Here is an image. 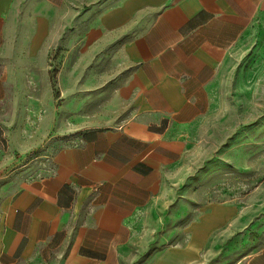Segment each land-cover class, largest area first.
I'll use <instances>...</instances> for the list:
<instances>
[{
    "label": "crops",
    "instance_id": "1",
    "mask_svg": "<svg viewBox=\"0 0 264 264\" xmlns=\"http://www.w3.org/2000/svg\"><path fill=\"white\" fill-rule=\"evenodd\" d=\"M262 14L264 0H0V264H132L145 219L157 232L140 264H264L258 210L191 211L172 179L223 60ZM72 42L107 50L124 110L86 116L66 91L69 75L87 88L84 67L63 66L54 117L48 59ZM70 120L84 124L66 132ZM38 146L51 156L35 172Z\"/></svg>",
    "mask_w": 264,
    "mask_h": 264
},
{
    "label": "rangeland",
    "instance_id": "2",
    "mask_svg": "<svg viewBox=\"0 0 264 264\" xmlns=\"http://www.w3.org/2000/svg\"><path fill=\"white\" fill-rule=\"evenodd\" d=\"M92 48L91 45L85 48L84 56L76 42H72L62 56L60 50L52 49L48 59L49 93L53 98L52 112L55 118L61 116V101L58 98L61 94L59 81L63 66H68L69 71L78 66L84 67L87 88L76 91V82L81 77L79 75L78 80V75H74V79L69 75L66 91L69 99H76L78 93L83 94L84 104L79 109L86 116L103 112L111 116L117 110H124L125 107L116 105L115 84L110 81L113 76L112 63L105 56L107 50L94 52ZM66 53L67 59L64 57ZM76 111L77 106L70 104L69 118ZM82 124L70 120L65 123V131H76ZM185 134L187 146L181 155L179 167L172 174L173 182L177 183L174 186L177 192L174 191V194L182 193L181 201L186 202L191 211L216 205L258 210L260 214L254 215L255 220L261 219L260 228L264 229V14L228 52L212 83L210 109ZM50 156L45 148L38 146L27 160L34 161L35 172H38ZM185 220L181 219V222ZM165 224L169 226L168 221ZM166 227L161 225L162 230ZM148 229L150 233L153 231L155 239V222L152 225L149 220L147 224L145 219L143 226L136 227L132 264H140L142 245H146L147 238H151L146 232ZM165 243L171 244V241ZM236 244L237 250L231 256L233 261L238 260L243 253L242 241ZM155 245V240H149L150 249Z\"/></svg>",
    "mask_w": 264,
    "mask_h": 264
}]
</instances>
